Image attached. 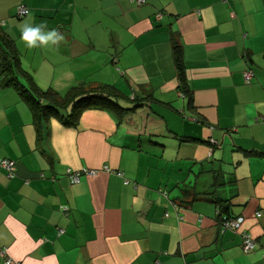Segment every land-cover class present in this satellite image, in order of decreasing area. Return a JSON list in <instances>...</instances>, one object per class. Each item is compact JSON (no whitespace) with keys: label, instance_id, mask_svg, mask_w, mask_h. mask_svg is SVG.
<instances>
[{"label":"crops","instance_id":"obj_1","mask_svg":"<svg viewBox=\"0 0 264 264\" xmlns=\"http://www.w3.org/2000/svg\"><path fill=\"white\" fill-rule=\"evenodd\" d=\"M25 23L63 39L30 48ZM4 39L41 89L113 84L146 99L121 120L52 117L37 141L30 102L0 86V158L15 162L0 166V264H264V0H0ZM215 199L244 217L253 251L220 232Z\"/></svg>","mask_w":264,"mask_h":264},{"label":"trees","instance_id":"obj_2","mask_svg":"<svg viewBox=\"0 0 264 264\" xmlns=\"http://www.w3.org/2000/svg\"><path fill=\"white\" fill-rule=\"evenodd\" d=\"M170 43L173 63L178 76V93L180 96L186 97L189 90L185 84L184 57L178 35L175 32L170 34ZM17 62L12 43L10 40L4 39L0 42V86H12L21 97L30 102L37 141L48 138V123L52 117L57 118L67 127L76 128L81 112L87 108H95L106 110L121 120L125 112L135 111L146 99V97L137 98L135 96L131 99L129 95L118 91L113 84L92 86L90 83H78L61 95L51 88L41 89L26 71L17 70ZM246 70L252 71L249 68ZM189 99L191 100L190 94ZM149 103L152 104L150 101ZM153 109L154 112L157 111V109ZM214 201L217 206L219 225L232 218L228 217V205H226L228 200L215 199Z\"/></svg>","mask_w":264,"mask_h":264},{"label":"built area","instance_id":"obj_3","mask_svg":"<svg viewBox=\"0 0 264 264\" xmlns=\"http://www.w3.org/2000/svg\"><path fill=\"white\" fill-rule=\"evenodd\" d=\"M145 1L146 0H132V2H134L137 5L144 4ZM16 14L20 18L26 16L28 14L27 7L23 4L19 5L17 7ZM155 16H156V19L159 20L161 18L162 14L157 13ZM243 76H244L245 82L249 83L252 79L253 72L250 70H245L243 72ZM209 143L212 145H215V144H217V141L210 138ZM0 166L5 168L9 172V174H12L13 171L15 170V162L13 160L0 158ZM104 168H106L107 170H110V168L108 166H105ZM68 172L70 173V170H68ZM94 172H95L94 170H84V173H87L90 175L93 174ZM114 172L117 176L124 178V184H129V180L124 177V174L122 171L116 170ZM79 177H80V173L75 172V173L70 174V178H71L72 183L79 181ZM64 210H66V207H64ZM256 214L259 215V212H257ZM166 216H167V214H166ZM243 222H244V217H242V216H236L234 218H230L226 221H223L220 224V231L224 232L226 230H231V231L239 233L241 238H242V243H241L242 249L245 252H250V251H253L255 249L257 243H256V240L247 231L241 229ZM61 232H62V230L60 229L59 234ZM0 254H1V256L4 255V250H0ZM5 262H6V264H11V260L6 259ZM185 264H190V263H185Z\"/></svg>","mask_w":264,"mask_h":264},{"label":"clouds","instance_id":"obj_4","mask_svg":"<svg viewBox=\"0 0 264 264\" xmlns=\"http://www.w3.org/2000/svg\"><path fill=\"white\" fill-rule=\"evenodd\" d=\"M44 27V25L33 26L30 23H25L23 25L21 28V38L28 47L35 48L38 46V42L40 45H47L49 42L55 44L57 41L63 39V37L60 36L55 30L44 32Z\"/></svg>","mask_w":264,"mask_h":264},{"label":"rangeland","instance_id":"obj_5","mask_svg":"<svg viewBox=\"0 0 264 264\" xmlns=\"http://www.w3.org/2000/svg\"><path fill=\"white\" fill-rule=\"evenodd\" d=\"M29 55H30V54H29ZM29 55H28V56H29ZM25 57H27V56H24V58H25Z\"/></svg>","mask_w":264,"mask_h":264}]
</instances>
